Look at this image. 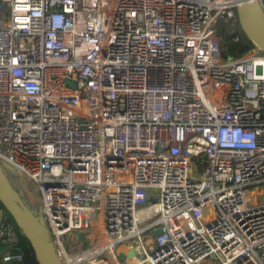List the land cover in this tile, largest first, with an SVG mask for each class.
Instances as JSON below:
<instances>
[{
	"label": "built area",
	"instance_id": "built-area-1",
	"mask_svg": "<svg viewBox=\"0 0 264 264\" xmlns=\"http://www.w3.org/2000/svg\"><path fill=\"white\" fill-rule=\"evenodd\" d=\"M237 2L0 0V162L60 264H264V52L220 55ZM23 252L0 207L1 260Z\"/></svg>",
	"mask_w": 264,
	"mask_h": 264
},
{
	"label": "water",
	"instance_id": "water-1",
	"mask_svg": "<svg viewBox=\"0 0 264 264\" xmlns=\"http://www.w3.org/2000/svg\"><path fill=\"white\" fill-rule=\"evenodd\" d=\"M237 1L236 14L242 32L264 52V11L257 0ZM5 169L12 170L10 166L0 162V203L26 238L38 264H60L39 213L22 198L21 192L13 186ZM160 231L161 228H158L154 234ZM77 236L82 238V233L77 232Z\"/></svg>",
	"mask_w": 264,
	"mask_h": 264
},
{
	"label": "trees",
	"instance_id": "trees-1",
	"mask_svg": "<svg viewBox=\"0 0 264 264\" xmlns=\"http://www.w3.org/2000/svg\"><path fill=\"white\" fill-rule=\"evenodd\" d=\"M230 29L231 28H230L229 25L221 24V30L219 31V35L221 36L220 55L222 57L239 56L242 53L248 51L249 49H251L253 47V43L250 40H248L245 37V35H243V37H241L237 42L230 41ZM15 188L19 192H21L18 187H15ZM21 195H22V198L24 199L23 193H21ZM0 207H2L5 210V212L7 213L8 217H9V219L14 223L15 227L17 228V231L19 232L20 239H21V244H22L23 249H24L23 261H22L21 264H38V262H37V260H36V258L34 256V253L32 252V250H31L26 238L22 234L21 230L17 227V225L13 221L12 217L7 212V210L2 206L1 203H0ZM30 207L37 213V211H36V209L34 207H32V206H30ZM9 264H17V263L9 262Z\"/></svg>",
	"mask_w": 264,
	"mask_h": 264
},
{
	"label": "rangeland",
	"instance_id": "rangeland-1",
	"mask_svg": "<svg viewBox=\"0 0 264 264\" xmlns=\"http://www.w3.org/2000/svg\"><path fill=\"white\" fill-rule=\"evenodd\" d=\"M5 172L9 180L11 181V183L15 187H18L21 193H23L24 199L26 200V202H28L30 206L34 207L37 213H39L40 197H39V190H38L36 183L27 176H23L19 174L15 175L13 172L8 171V170ZM261 201H262V197L259 198V202ZM92 231H94V228H92ZM90 244H92V242L89 239L84 238L80 242L79 245H80V248L83 249L84 247H88ZM71 245H72L71 240H68L66 244L67 248L70 249ZM201 264H220V262L217 260H207L206 262L201 263Z\"/></svg>",
	"mask_w": 264,
	"mask_h": 264
},
{
	"label": "crops",
	"instance_id": "crops-1",
	"mask_svg": "<svg viewBox=\"0 0 264 264\" xmlns=\"http://www.w3.org/2000/svg\"><path fill=\"white\" fill-rule=\"evenodd\" d=\"M0 264H9V263H7V262H3V261L1 260V253H0Z\"/></svg>",
	"mask_w": 264,
	"mask_h": 264
},
{
	"label": "bare ground",
	"instance_id": "bare-ground-1",
	"mask_svg": "<svg viewBox=\"0 0 264 264\" xmlns=\"http://www.w3.org/2000/svg\"><path fill=\"white\" fill-rule=\"evenodd\" d=\"M129 253H131V252L129 251Z\"/></svg>",
	"mask_w": 264,
	"mask_h": 264
}]
</instances>
